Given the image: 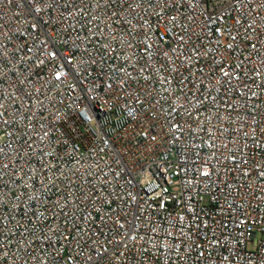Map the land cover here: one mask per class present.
<instances>
[{"label":"built area","instance_id":"obj_1","mask_svg":"<svg viewBox=\"0 0 264 264\" xmlns=\"http://www.w3.org/2000/svg\"><path fill=\"white\" fill-rule=\"evenodd\" d=\"M0 264H264V0H0Z\"/></svg>","mask_w":264,"mask_h":264}]
</instances>
